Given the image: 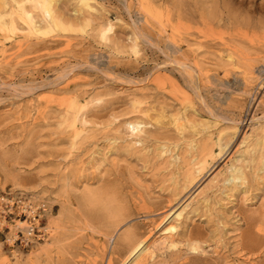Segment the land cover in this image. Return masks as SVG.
<instances>
[{"label": "rangeland", "instance_id": "374dc122", "mask_svg": "<svg viewBox=\"0 0 264 264\" xmlns=\"http://www.w3.org/2000/svg\"><path fill=\"white\" fill-rule=\"evenodd\" d=\"M49 1L0 0V264H264V0Z\"/></svg>", "mask_w": 264, "mask_h": 264}, {"label": "bare ground", "instance_id": "6f19581e", "mask_svg": "<svg viewBox=\"0 0 264 264\" xmlns=\"http://www.w3.org/2000/svg\"><path fill=\"white\" fill-rule=\"evenodd\" d=\"M36 3H37V5L39 6V8H40V10H41V12L45 15V18L48 20V22L46 21V23L48 24V27H54V28H62L63 27V24L61 23V21L58 19V17H56L55 15H54V13H53V11H52V9H51V4H50V1L49 0H36ZM53 8V7H52ZM29 12H24V14H25V17L29 20L28 22H30L31 24L30 25H32V27L34 28V29H38V27L37 26H35L34 24H33V19H32V17L28 14ZM24 17V18H25ZM1 21V24L4 22L3 20H0ZM39 30V29H38ZM137 124V123H136ZM139 124V123H138ZM133 125V124H132ZM134 127H136L135 125H134ZM243 173H242V171L238 168V170H237V172L235 173V172H233V173H230V175H229V177L225 180V181H228V182H234L236 179L237 180H242L244 177H243ZM45 213L47 212L46 210L44 211ZM45 213H44V216H45ZM182 213L180 212V213H178L176 216L177 217H180V215H181ZM51 218V217H50ZM51 220V219H50ZM51 223L54 225V226H58L60 223H61V220H60V218H58V217H56L55 216V218H52V220H51ZM27 227V226H26ZM177 226H175V225H170L169 227H168V230H174L175 228H176ZM254 227V226H253ZM47 228V227H46ZM250 228H252V227H250ZM255 228V227H254ZM43 229L45 230V227H43ZM250 230H252V229H250ZM259 230V229H258ZM261 230V229H260ZM254 232V231H253ZM256 232V231H255ZM253 234H255V233H252L251 231H248V233H247V235H246V237H244V238H246V241L244 240V242L247 244V243H251L252 242V244H253V242L255 243L256 242V240H257V238H256V235H255V237H254V235ZM257 234V233H256ZM261 236H262V234H261ZM256 238V239H255ZM260 239L259 240H261V238H264V236H262V237H259ZM259 240H257V241H259ZM142 242L143 241H138V242H133V244H131L130 245V247H128L129 248V250H128V256L130 255V254H132L134 251H137V249L139 248V246L142 244ZM261 242H264V241H262L261 240ZM257 243V242H256ZM175 244V243H174ZM193 244V243H192ZM173 245V244H172ZM253 245H255V244H253ZM259 245V244H258ZM190 246H191V244H190ZM199 247V246H198ZM197 246H195V245H192L191 246V250H193V251H199V250H197V248H198Z\"/></svg>", "mask_w": 264, "mask_h": 264}, {"label": "built area", "instance_id": "2783aa9c", "mask_svg": "<svg viewBox=\"0 0 264 264\" xmlns=\"http://www.w3.org/2000/svg\"><path fill=\"white\" fill-rule=\"evenodd\" d=\"M42 211H44V208L42 209ZM0 213L3 215L4 218L11 214L26 216L30 220V224H28L27 227L25 226L20 229H24L27 235L34 234L40 226L39 218L41 214V209H39V207L26 204L20 198L14 199L12 195L9 194L0 195ZM39 235L41 236V234ZM24 241L26 243L29 242L28 236H25Z\"/></svg>", "mask_w": 264, "mask_h": 264}]
</instances>
